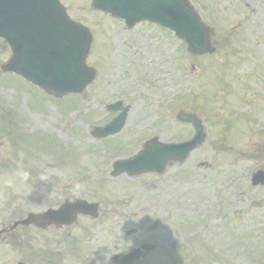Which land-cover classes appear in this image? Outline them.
I'll use <instances>...</instances> for the list:
<instances>
[{"label": "rangeland", "instance_id": "rangeland-1", "mask_svg": "<svg viewBox=\"0 0 264 264\" xmlns=\"http://www.w3.org/2000/svg\"><path fill=\"white\" fill-rule=\"evenodd\" d=\"M256 1L190 0L214 27L217 41H221L219 52L209 62L205 58L194 61L183 43L166 29L141 23L128 30L123 20L93 10L90 0H65L71 17L87 25L94 35V53L88 63L97 69V77L81 95H76L79 99L70 95L50 97L20 77L0 72V161L17 157L26 161H68L71 167L82 161L79 173L58 171V166L50 168L48 173H53L54 180L31 193L28 182L6 173L0 165V229L28 211L43 210L51 199L76 187L77 182L79 187L72 192L87 201L94 200L90 195L102 196L104 212L109 211V202L123 212L128 206L126 211L130 213L137 212L142 201H150L155 204L145 207L151 215L166 222L158 220L162 228L146 227L130 237L123 231L134 228L131 223L115 234L104 225L85 226L88 220L83 218L78 225L58 231L19 227L11 237L21 249L27 248L22 254L27 253L29 259V254L34 253L32 264H112L109 252L116 244L130 248L141 240L159 249L138 264H264V188L250 187L251 172L264 161V86L259 82L264 81V0ZM239 30L248 32L235 33ZM228 36L231 38L226 42ZM259 51L262 57L257 62ZM8 56V46L0 39V66ZM116 99L127 109L124 127L106 139L93 137L91 125L104 124L114 116L104 104ZM180 109L196 111L204 119L208 139H223L232 148L215 151L205 143L186 161H229L230 176L246 175L245 192H229L231 203L227 209L232 213L222 215L229 227L201 236L207 243L198 245L197 256L189 259L182 256L183 249H191L192 239L206 229H201L195 216L200 213L208 226L217 218L208 213L210 208H196L191 196L175 199V209L163 208L161 197L145 191L132 194L137 191V179H111L103 173L109 161L136 152L151 135L165 141L188 139L193 129L175 119ZM245 109L255 113H245L246 119L241 114ZM224 121L231 124L230 128L220 124ZM100 175L109 179L104 191L83 189L98 181ZM47 185L54 186L53 193L47 192ZM131 185L134 190L130 192ZM181 191L189 192L190 188L183 185ZM17 195H21V207ZM203 196L212 201V213L217 214L219 207L214 197L200 195L202 203ZM60 204L58 199L50 208ZM171 216L175 218L169 220ZM173 242L180 243L182 253L171 260L167 248ZM0 246V253H5L0 256V264L19 259L20 253L9 254L3 244ZM163 249L167 254L161 253Z\"/></svg>", "mask_w": 264, "mask_h": 264}, {"label": "water", "instance_id": "water-1", "mask_svg": "<svg viewBox=\"0 0 264 264\" xmlns=\"http://www.w3.org/2000/svg\"><path fill=\"white\" fill-rule=\"evenodd\" d=\"M92 6L123 18L128 27L142 20L168 27L186 42L190 52L212 51L211 30L201 22L188 0H92ZM0 36L11 49V57L2 65V71L17 73L46 91L55 94L82 91L95 77V70L85 63L91 34L85 26L68 17L59 0H0ZM181 116L195 128L189 140L165 144L152 138L136 155L116 162L114 173L123 171L121 167L130 173L160 170L165 161L185 159L206 134L201 119L195 114ZM123 119L121 114L97 128L98 136L117 132ZM213 145L222 146L219 141ZM259 181H264L261 171L252 178L253 184ZM94 210L95 204L69 198L57 210L29 214L22 222L59 226L74 221L78 213L94 214ZM140 253L137 248L127 254H116L112 259L116 264H128Z\"/></svg>", "mask_w": 264, "mask_h": 264}, {"label": "flooded vegetation", "instance_id": "flooded-vegetation-1", "mask_svg": "<svg viewBox=\"0 0 264 264\" xmlns=\"http://www.w3.org/2000/svg\"><path fill=\"white\" fill-rule=\"evenodd\" d=\"M251 1L254 3L257 2L256 0H251ZM175 119L177 120V122H180V119L177 116H175ZM172 124L173 126L177 125L176 123H172ZM168 141H176V139L171 138ZM81 162L82 161H80L76 166L74 165L73 167H71L68 161H56V163H54V161H22L21 158H19V160L17 159L16 161H0V165L1 168L4 167L5 172L13 174L19 180L28 182L31 193L32 190L34 192H37L38 187L43 186L46 182L50 180H54L55 176L52 175L53 173H48V171H50V168L58 166L56 167L58 168V171L69 170L68 173H72V172L74 173V171L79 173L82 171V169L78 167ZM111 165L112 163H110V166L105 171L106 175L108 176L111 171ZM260 165L261 167H259L258 169L264 170V161H260ZM230 170L231 167L229 161H165L162 164V167L160 168L159 171L151 170L149 172L132 173L130 175L127 173H123L116 177L126 175L125 177L128 178L129 180L137 179L138 180L136 186L137 191L132 194L145 191L153 195V197H158V198L161 197V200L164 199L161 201V203L163 204V208H166L167 206L170 209H175L176 208L175 199L180 200V197L182 196H191L190 201L194 203L196 208H198L199 206H203V207L206 206L207 209L210 208L209 209L210 212L208 210V213L213 214L217 218L215 220H212L208 226H206L204 220L200 218L201 217L200 213L197 214L196 211H192L197 214L195 216V219H199L200 222L197 223L201 227V229L205 227L206 229L205 232H203L200 235H195V237L192 239L193 247H191L190 249V254L186 255L187 259H189L197 256L196 250L198 245H204L207 243L201 236H206L207 233L215 229L222 230V229H227L229 227V225L226 224L225 222V217L222 216L226 212L232 213L230 210L227 209V206L229 205V203H231L230 201L231 196H229V192L230 194L235 193L233 195H241L242 193H244L245 179H246L245 173H236L235 175L230 176L229 174ZM23 172H26L28 174L27 178H24L22 176ZM183 185H187L188 188H190V191L189 192L181 191ZM78 187H79V183L77 182L76 187L72 189L77 190ZM250 187H252V189L253 188L261 189L264 188V183L259 184L257 186L251 185ZM46 188L48 189L47 192L49 194L53 193L54 191L53 185H47ZM72 189H69L68 191L65 190L59 193L57 197H64L67 194L73 193ZM133 190H134L133 185H131V189L129 191L131 192ZM208 194H211L214 197L215 205L219 207V212L217 214L212 213L211 209L213 203L211 200H208L206 196H203V200H202L203 203L201 202V200L198 199L200 195H208ZM15 198H19L18 206L21 207L22 204L21 195H17L15 196ZM34 198L36 199L37 196L35 195ZM57 200L58 199L56 200L51 199V201L48 202L45 208L50 207L51 204ZM130 201L131 203H133L132 198ZM149 202L142 201L140 203V208L137 210V212L131 211L129 213L128 211H126L128 209V206H125L126 210H124L125 212H123L121 210H118L119 209L118 205L117 206L110 205L109 211L104 212L102 207L98 209V214L95 218H91L90 216H85V217L89 219V221L91 222L90 224L92 226L96 224L104 225L115 234H117L118 229H123L129 223L133 224L134 228H137L138 230L145 229L146 227H148V229H152V227L154 226H157V228L160 229L162 228V226L160 225L159 221H161V224L166 222H163L162 219H160L158 216L153 217L151 215V211L145 207V204H149L150 206H153L155 203L150 204ZM129 207H130V203H129ZM28 212H33V211H28ZM28 212H26V214ZM136 215H138L139 218H137ZM24 216H19L17 220L19 221L23 219ZM177 216H179V214ZM174 218L175 216H171L168 219L173 220ZM170 224H172L173 227H177L175 224H173V222H171ZM10 226L11 225H6L3 226L1 229L2 233L5 234V236L1 238L3 241V245H6L5 250H8L7 251L8 253L10 251L15 253L16 255L20 253L21 255L19 257V261H22L25 264H31L28 254L27 253L22 254L23 252L28 251L27 248L25 247L24 249H21V246L15 243L14 240L15 238L11 237V233L19 227L25 228V227H34V226L20 225V224L14 228ZM143 241L149 242L148 240H141L136 244V247L137 246L140 247ZM189 243L190 242L188 241V244ZM179 245L180 243L173 242L167 248L169 252L168 254L165 252V249H163V252L161 253L167 254L169 259L174 260L177 256H180L182 247L179 248ZM118 247L119 246L116 244V248L114 249V251L109 252L110 256L117 252H128L131 249H133L135 246H132L130 248L128 247L118 248ZM158 249L159 247L156 249L155 246L153 248V251L147 252L146 254L144 253L141 256L140 260L132 264H136V263L138 264L141 260L143 261L144 258L147 257L150 253L153 252L155 253ZM4 255L5 254H0V256H4ZM31 256L33 257V255ZM14 262L15 264H17L16 260L13 261L9 259L4 264H14Z\"/></svg>", "mask_w": 264, "mask_h": 264}, {"label": "clouds", "instance_id": "clouds-1", "mask_svg": "<svg viewBox=\"0 0 264 264\" xmlns=\"http://www.w3.org/2000/svg\"><path fill=\"white\" fill-rule=\"evenodd\" d=\"M27 175H28V174H27L26 172H23V173H22V176H23L24 178H27Z\"/></svg>", "mask_w": 264, "mask_h": 264}]
</instances>
